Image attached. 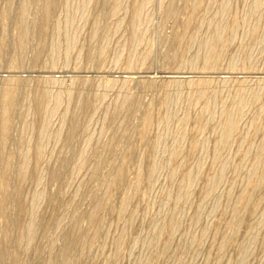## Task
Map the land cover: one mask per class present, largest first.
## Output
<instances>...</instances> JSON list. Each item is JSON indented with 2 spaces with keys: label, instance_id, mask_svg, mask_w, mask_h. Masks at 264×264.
Returning a JSON list of instances; mask_svg holds the SVG:
<instances>
[{
  "label": "rangeland",
  "instance_id": "1",
  "mask_svg": "<svg viewBox=\"0 0 264 264\" xmlns=\"http://www.w3.org/2000/svg\"><path fill=\"white\" fill-rule=\"evenodd\" d=\"M45 1L0 0V264H264V0Z\"/></svg>",
  "mask_w": 264,
  "mask_h": 264
},
{
  "label": "bare ground",
  "instance_id": "2",
  "mask_svg": "<svg viewBox=\"0 0 264 264\" xmlns=\"http://www.w3.org/2000/svg\"><path fill=\"white\" fill-rule=\"evenodd\" d=\"M46 2V1H45ZM47 4H46V7H45V17L48 15V8L51 6H49V3H50V0H47V2H46ZM52 3V2H51ZM51 9V8H50ZM25 10V9H24ZM43 13V12H42ZM47 13V14H46ZM49 14H50V11H49ZM20 15V14H19ZM23 15H24V13H23ZM41 15V14H40ZM49 16V15H48ZM21 18H23V17H21ZM190 18V17H189ZM49 19V18H48ZM21 20V19H20ZM45 20V19H44ZM189 20V19H188ZM43 22V21H42ZM21 24H22V22H20ZM187 23V22H186ZM21 24H20V26H21ZM46 24V23H45ZM45 24H43V25H45ZM23 25V24H22ZM42 25V26H43ZM42 26H41V28H42ZM26 26L24 25L23 26V30H21V34H20V39H22V37H23V35H25L26 36V33H28V31L26 32V33H23V31H24V28H25ZM44 29V28H43ZM41 32V31H40ZM47 32V31H46ZM25 36L23 37V38H25ZM23 40V39H22ZM21 40V41H22ZM217 43V42H216ZM215 44V43H214ZM224 46V45H223ZM215 47H216V45H215ZM211 49V48H210ZM214 50H215V48H214ZM212 52H213V49H212ZM221 52V51H220ZM210 55V54H209ZM213 56V55H212ZM211 56V57H212ZM207 58H209V57H207ZM214 58V57H213ZM19 79V78H18ZM10 80V79H9ZM7 81V80H6ZM9 85V84H8ZM11 85V84H10ZM9 85V86H10ZM7 88V87H6ZM45 92V91H44ZM3 98H4V102H5V105H4V109H3V115H2V122H1V124H2V128H3V134H6V130H5V126H6V124H7V121H8V114H9V111H8V109H9V107H10V105H11V103H12V96H13V93H12V89H10V88H7V89H5V91H4V94H3ZM43 96L42 97H39V98H37V106H38V108L41 110L42 108V106H43ZM45 101V100H44ZM227 121V120H226ZM229 123V122H228ZM8 126V125H7ZM226 126H228V124L226 125ZM229 126H231L230 125V123H229ZM229 126H228V128H229ZM7 128V127H6ZM227 128V129H228ZM231 130V129H230ZM228 131V130H227ZM224 133V132H223ZM5 136V135H4ZM2 138H3V136H2ZM3 140H5V137H4V139ZM2 140V141H3ZM38 149V148H37ZM259 157V156H258ZM261 158V157H260ZM259 158V159H260ZM262 160V159H261ZM261 162V161H260ZM259 162V163H260ZM264 162V161H263ZM120 169V168H119ZM24 171V170H23ZM22 172V171H21ZM25 172V171H24ZM23 173V172H22ZM3 174V173H2ZM6 174V173H5ZM4 174V175H5ZM117 176H119V175H117ZM116 176V179H119L118 177ZM4 177V176H3ZM24 177V176H23ZM22 177V178H23ZM119 177H121V176H119ZM5 178V177H4ZM3 178V180H2V182H1V189H2V195H1V198H0V201H1V203H4V201H5V199H6V194L4 193V189H5V187H6V179H4ZM21 180V179H20ZM248 181V180H247ZM249 182V181H248ZM254 183V182H253ZM251 184H252V182H251ZM250 184V185H251ZM110 185V184H109ZM253 185V184H252ZM255 185V184H254ZM107 187H108V185H107ZM112 187V186H111ZM113 188V187H112ZM108 191V190H107ZM110 191V190H109ZM109 193H111V192H109ZM243 194H244V192H243ZM243 194H242V196H243ZM105 195H106V192H105ZM242 198H244V197H242ZM241 199V198H240ZM102 205V204H101ZM99 207V206H98ZM97 207V208H98ZM19 209V208H18ZM22 210V209H21ZM25 210V209H24ZM23 212V211H22ZM20 214H21V212H20ZM96 220V219H95ZM35 222V221H34ZM237 222V221H236ZM240 223V222H239ZM97 224V223H96ZM235 224V223H234ZM237 225V224H236ZM74 240V239H73ZM72 241V240H71ZM74 243V242H73Z\"/></svg>",
  "mask_w": 264,
  "mask_h": 264
}]
</instances>
